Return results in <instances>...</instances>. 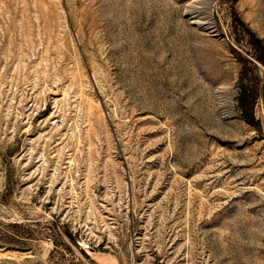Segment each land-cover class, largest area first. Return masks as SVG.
Masks as SVG:
<instances>
[{
	"label": "rangeland",
	"instance_id": "obj_1",
	"mask_svg": "<svg viewBox=\"0 0 264 264\" xmlns=\"http://www.w3.org/2000/svg\"><path fill=\"white\" fill-rule=\"evenodd\" d=\"M252 36L264 0H0V264H264Z\"/></svg>",
	"mask_w": 264,
	"mask_h": 264
},
{
	"label": "trees",
	"instance_id": "obj_2",
	"mask_svg": "<svg viewBox=\"0 0 264 264\" xmlns=\"http://www.w3.org/2000/svg\"><path fill=\"white\" fill-rule=\"evenodd\" d=\"M252 41L264 53V46L262 45V41L259 38H255L254 36H252ZM259 60L262 63H264V57L263 56H259ZM250 98H251L250 92L245 87H242L240 94H239V97H238L239 105L241 107L243 117L246 119V121H248L249 123H254V118L252 117V115L248 114V105L250 104Z\"/></svg>",
	"mask_w": 264,
	"mask_h": 264
},
{
	"label": "built area",
	"instance_id": "obj_3",
	"mask_svg": "<svg viewBox=\"0 0 264 264\" xmlns=\"http://www.w3.org/2000/svg\"><path fill=\"white\" fill-rule=\"evenodd\" d=\"M76 246L84 251H89L94 248L93 243L87 238H79L76 240Z\"/></svg>",
	"mask_w": 264,
	"mask_h": 264
}]
</instances>
